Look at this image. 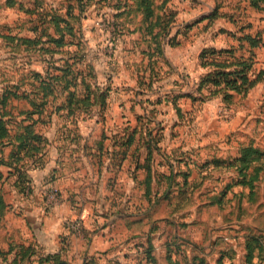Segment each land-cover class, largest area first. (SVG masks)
Masks as SVG:
<instances>
[{"label": "rangeland", "instance_id": "obj_1", "mask_svg": "<svg viewBox=\"0 0 264 264\" xmlns=\"http://www.w3.org/2000/svg\"><path fill=\"white\" fill-rule=\"evenodd\" d=\"M151 2L154 12L163 15L169 35L175 29L168 40L179 57V62H175L179 72L173 68L168 72L173 70L171 77L176 79L156 70V60L152 62L151 58L149 65L142 60L145 58L140 50L158 44L164 29H146L151 27L143 14L148 6L139 0H0V97L16 91L38 99L42 94L36 95L33 90V83H37L34 73L61 74L64 71L60 68L68 59L80 63L73 69L80 73L76 82L82 91V79L86 78L97 81L102 90L125 95L119 101L107 100L105 109L99 103L88 107L79 103L73 110L67 106L57 110V105L67 102L62 92L56 95V103L50 97L41 113L35 112L38 105L33 106L30 98L23 96L12 95L4 105L0 104L8 112L4 119L13 134L32 124L34 132L42 136L43 157L47 158L54 141L69 144L77 137L80 123L87 127L90 122L114 127L121 134H125V127L138 125L143 136L149 137L151 132L153 139L160 141L168 139L162 130L171 129V141L186 150L190 158L192 153L203 156L202 144L209 143L207 154L200 158L194 155L195 161L200 162L176 165L180 180L163 179L159 174L154 184L157 194L137 197L142 203L141 211H122L133 218L120 220L113 228L102 227L103 219L87 225V218L82 215L65 218L58 252L47 254L35 248L25 258H21V253L20 261L13 258L0 264H54L61 260L70 264H247L250 249L252 263L264 264V168L250 193L247 185L238 183L243 177L237 166L229 165L239 154L240 144L253 141L264 150V78L247 93L235 94L232 102L211 95L214 86L199 89L203 77L214 72L201 57L203 50L210 47L226 50L217 56L228 57L229 62L233 59L227 54L229 49L248 60L252 64L251 76L264 71V9L254 7L250 0ZM58 14L65 18L61 22L66 42L62 47L48 44L45 33L62 37L53 20ZM70 27L73 36L68 32ZM248 35L256 40V45L246 38ZM24 38L34 43L27 44ZM212 59L213 55H208L205 61ZM137 77L144 81L138 87L131 82ZM176 104L181 113L176 111ZM102 137L106 138L103 131L95 141ZM213 141L222 146L209 148ZM14 149L13 144L0 143V180L17 178L14 184L28 204L31 181H19L15 169L8 166L14 162L22 166L20 161L10 160ZM26 152H21L22 158ZM35 159L24 160L26 171L36 169ZM215 159L223 163L216 165ZM263 164L264 158L253 165ZM53 182L39 191L42 199H47L46 204L61 198V187ZM168 185L171 190L165 194ZM77 194L66 197L72 209L86 201ZM8 196L15 198L14 193ZM2 211L0 220L5 214ZM48 256L56 261H40Z\"/></svg>", "mask_w": 264, "mask_h": 264}, {"label": "crops", "instance_id": "obj_2", "mask_svg": "<svg viewBox=\"0 0 264 264\" xmlns=\"http://www.w3.org/2000/svg\"><path fill=\"white\" fill-rule=\"evenodd\" d=\"M174 33L173 28L170 35L169 33L166 36L164 33L160 35L159 43L154 44L155 47L151 45L140 50L142 57L145 58L142 59L143 62L149 65L151 58L152 62L156 60V70L162 71L163 76L168 78L173 73V70L168 72L169 68L179 72L178 66L175 65L176 60L179 62V57L175 55L168 40ZM131 82L136 83L138 87L144 81H138L137 77L136 81L131 79ZM130 85L132 86V83ZM121 96L125 95L112 92L111 89L106 90L108 101L122 100ZM80 124L85 129L80 127L74 140L65 145L54 141L55 144H52L51 149L48 150L47 158L44 157L42 164L36 169L26 171L31 181L28 204L23 201L24 194L14 184L17 178L6 177L8 179L0 180V194L6 204L2 211L5 214L1 213L3 217L0 220V262L13 258L20 261L21 253L36 251L35 248L38 252L42 249L47 254L58 252L62 247L60 234L63 231L65 218L74 219L82 215L83 218H87L85 223L87 225L103 219L102 227L113 228L118 221L133 218L122 214V211L133 210L135 213L137 210L141 211L142 203L137 197L143 196L144 193L157 194L154 184L159 174L163 179L172 181L178 176L175 169L177 164L189 162L187 165H190L200 162L195 161L194 155L199 158L201 155L192 153L190 158L187 157L186 150L176 147L175 142L170 138L171 129L162 130L166 132L168 139L160 141L153 139L151 132L148 133L149 137L143 136L142 128L138 125L125 127V134H121L120 130H113L114 127L104 124L99 125L98 122H90L91 125L87 127ZM102 131L106 133V138L102 137L95 141V137ZM109 136L114 139L110 140L107 138ZM212 143L209 148L222 146L218 141ZM208 144L206 141L202 144L203 156L209 150ZM192 148L193 145L191 150ZM178 153L180 156L177 155ZM175 155L178 159H175ZM25 159L20 161L21 167H25ZM14 164L18 163L14 162ZM50 181L58 182L64 195L62 196L61 192V198L53 201L52 204H46L47 199H42L43 195L39 191L47 188L45 184ZM151 184L152 189H150ZM165 190L167 194L171 187L168 185ZM76 192L83 195L86 201L81 203V207L75 206L72 209L66 197L69 194L78 195ZM11 193H14V199L9 198L8 195ZM90 199L94 201L89 202Z\"/></svg>", "mask_w": 264, "mask_h": 264}, {"label": "trees", "instance_id": "obj_3", "mask_svg": "<svg viewBox=\"0 0 264 264\" xmlns=\"http://www.w3.org/2000/svg\"><path fill=\"white\" fill-rule=\"evenodd\" d=\"M84 0H76V3H82ZM87 1V0H85ZM140 4H146L147 12L143 13L144 16L147 19V24H149L151 27L146 28L149 31L152 30V28L160 26L162 29H164L163 33L166 35L169 33V30L167 29V25L162 22L164 20L163 15H160L159 13L154 12L153 5L151 6L152 2L151 0H139ZM250 3L258 8V9H264V0H250ZM71 11V10H70ZM72 13H70L71 15ZM61 14H58L56 16H53V20L56 22L57 30L62 34L61 38H56L54 35H51L47 31L46 37L48 44L55 43V46L62 47V45H65V39L63 33L64 30L61 27V22L65 20L64 17L59 16ZM69 15V14H68ZM152 20H156L153 22ZM150 21V22H149ZM70 36L74 35L73 27L69 28ZM163 33H160L159 36ZM247 39H250L252 45H256L257 42L253 37L250 35L246 36ZM23 41L27 44L34 43V41L30 39H23ZM38 42V41H35ZM71 42V41H70ZM43 48V47H42ZM46 50H50L47 49ZM226 50H218L216 48L210 47L207 49H204L201 57L202 61H204V65H208L213 67L214 72L206 74L201 84L199 85L200 91H203L204 89H209L211 86L214 88L212 89L211 95H220L223 100L232 102L234 99L235 94H245L247 93L251 88H253L256 84H258L261 80L264 78V71L261 70L257 73L256 76H251L250 71L252 64L242 58L235 55L234 51L232 49L227 50V54H231L233 57L232 61H228V57L222 58V56H217L220 54H223ZM213 55V59L210 61H205L206 56ZM70 59H68L65 63V67H61L60 69L64 72L61 74L55 75V73L48 72L46 75L43 74V72H35L34 76L37 80V83H33L34 89L37 93L36 95H41L37 98L30 97L29 95L25 94H19V92L16 91H9L8 93L3 94L0 97V104L4 105L7 100L13 95V96H23L25 98H30L29 101L33 104V106L36 104L38 105V108H36L35 112H42V109H46L47 105L50 102V97H52V100H54L53 103L57 102V96L58 92L65 93V97L67 102L64 100L63 103L60 105H57V110L62 107L67 106L69 110H73L75 106H77L79 103H84L86 106H91L94 103H99L101 107H105L106 105V91H102V88L100 85H98L95 81L90 82L86 81L85 79H82V83L84 84V91H82L80 88H78V83L76 80L78 79L77 76H79V72H75L73 68H77L75 64L80 65V63L76 62H69ZM82 73V72H81ZM77 86V87H76ZM72 87H74L72 89ZM81 90V91H80ZM82 94L84 96H82ZM208 96V95H204ZM196 98V97H194ZM41 100V102L37 101ZM0 105V143L3 146H7L9 144H13L16 149H14L13 152L10 153V160L14 162L15 161H21L22 159H25L26 157H35V163L36 165H41V161L44 159L43 154V148L41 146V139L42 136L35 133L33 125L28 124L24 126L23 132H16L13 134L11 132V129L9 128L6 120L4 119V115H7V111H3ZM176 110L181 113V109L177 104L175 105ZM35 143H33V142ZM27 151L25 158H22L23 155H21V152ZM264 158V150L260 147H257L254 145L253 141L250 143L240 144L239 154L234 157L232 161L229 162V165L231 166H237L236 169L239 171V175L242 176V179L238 180V183H241L243 185H247L251 191L250 193H253L255 188V182L260 178L261 172L263 171L264 164L261 166H254L253 164L261 159ZM216 165H221L223 161L221 159H215L214 160ZM10 168H14L15 172L17 174L18 180L25 181L30 180L28 178V175H26V170L23 169V167L18 166L17 164L14 166V163L8 165ZM2 172V171H1ZM0 172V173H1ZM1 178V176H0ZM185 180H187V176L185 177ZM220 201V200H219ZM4 207H6V204L0 194V209L2 210ZM23 252V251H22ZM33 253V252H30ZM29 251H24L22 253V258H25V255H28ZM253 257V250L250 249L249 253L246 256L247 264H253L251 259ZM56 261L55 257L48 256L47 258H41V262L44 261ZM63 261V260H61ZM60 262V261H59ZM56 262H54L55 264ZM58 263V262H57ZM56 263V264H57Z\"/></svg>", "mask_w": 264, "mask_h": 264}, {"label": "water", "instance_id": "obj_4", "mask_svg": "<svg viewBox=\"0 0 264 264\" xmlns=\"http://www.w3.org/2000/svg\"><path fill=\"white\" fill-rule=\"evenodd\" d=\"M57 264H70V263H68V262H66V261H60V262H58Z\"/></svg>", "mask_w": 264, "mask_h": 264}]
</instances>
